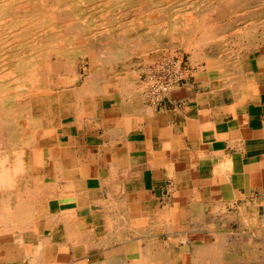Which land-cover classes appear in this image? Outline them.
Listing matches in <instances>:
<instances>
[{"label":"crops","instance_id":"0c3cea01","mask_svg":"<svg viewBox=\"0 0 264 264\" xmlns=\"http://www.w3.org/2000/svg\"><path fill=\"white\" fill-rule=\"evenodd\" d=\"M131 78L87 82L24 155L0 192V264L168 261L264 215V44L165 91Z\"/></svg>","mask_w":264,"mask_h":264},{"label":"rangeland","instance_id":"374dc122","mask_svg":"<svg viewBox=\"0 0 264 264\" xmlns=\"http://www.w3.org/2000/svg\"><path fill=\"white\" fill-rule=\"evenodd\" d=\"M7 1H9L10 3H8ZM12 1L14 3H12ZM80 1L81 0H76V1L75 0H28V2H27V0H6V1L0 0V2H1V4H0L1 5L0 16H2L0 18V21L2 22V23L0 22V25H1L0 31L2 30L0 32V48H1V50H3V51H0V64L2 63V61L4 62L0 65V69H1L0 70V75H1V77H0V79H1L0 80V86H1L0 87V95L2 94V91H1L2 88L4 90L7 89V92H9V94H11L10 95L11 97L10 96L7 97L9 99H7V98L1 99V97H0V108L4 107V106H8V108L9 107L21 108L22 105H27V103L30 101L29 99H31V98L33 99L34 97L39 96L38 98L45 99V97H53V95H56L59 97V99L61 98L60 100H58L55 103V107H54L56 109V111H60L58 113L56 112L57 113V119H56L55 123H58L62 118H65L70 114L69 113L71 110L70 108L75 105L73 103L75 101H77V97H78V95H80V90L82 91L84 89V86L86 85V83L90 82L92 79H94L96 77L102 78V79L115 77V76H117V73L120 72V70L121 71L125 70V73L129 74V76H132L133 79H137V78L141 79L142 78L143 82H146V85L154 86V83L156 81H157L156 83H160V82L170 78V76L173 77V80H176V81L179 79L181 80L183 77V73L185 72V70H187L189 68V65H191V66H197V65H202V64L203 65H209L210 64L209 61L211 58H212V60L214 58V61L216 60V58H218L220 61L222 59L229 58L230 56H233L234 54H238V53H242L245 51L252 50L254 48H258L259 46H262V44H264V4H263L264 2H263V0H261L262 2H260V0H256L257 3H256V6L254 7V9H255L254 11H250V9H247V8L246 9L239 8L238 6H237V8L234 7L233 4H235V3L233 1H235V0H118V1L117 0H114V1L113 0H102V1L101 0H95V1L93 0L94 3L91 2L92 0H82L81 2ZM109 1H111V2H109ZM73 2H75V3H73ZM76 2L78 3L77 5H76ZM107 2H109V3L107 4ZM113 2L116 3V5ZM156 2H158V3H156ZM112 3H113V5H112ZM195 3L197 4V6H195L196 9H195V7H193L195 5ZM222 3H225V4L226 3H228V4L232 3V6H233V8H231L230 10L229 9L225 10L226 12L224 15L220 14V12L223 11L225 8V7H222ZM92 4H95V5H92ZM157 4L159 6H157ZM187 4H188V6L185 7ZM86 5H87V7H86ZM108 5H110V7ZM111 5L115 9H113L111 7ZM52 6L54 8H51ZM131 6H132V9H131ZM204 6H205V8H204ZM55 7H57L58 9ZM93 7L95 10L93 9ZM99 7H101V9ZM177 7H179V8H177ZM5 8H7V11ZM61 8H62V10H61ZM111 8H112V10H110ZM175 8H176V10H174ZM201 8H203V9H201ZM9 9H10V11L8 12ZM47 9H48L49 13L47 12ZM74 9H76V10H74ZM129 9H130V11H128ZM181 9H182V11H181ZM241 9L243 10V12H241ZM80 10H81V12H80ZM187 10L190 12H188ZM110 11L111 12L113 11V13H111ZM2 12H3V14H2ZM99 12H100V15H99ZM102 12L103 13L105 12V14H102ZM117 12H118V14H117ZM148 12H150V13H148ZM232 12H233V14H232ZM41 13H42V15H41ZM71 13L73 15H71ZM75 13H77V14H75ZM86 13H88V14H86ZM182 13H183V16L181 17L180 14H182ZM185 13H187V14H185ZM188 13H189L190 17H193V15H194V17H198V16H200V17H198L197 19L195 18V20H194V17L190 18ZM49 14H51V16ZM116 14L118 17L116 16ZM177 14H179V15H177ZM110 15H111V17H110ZM163 15L165 18H163ZM87 16H88L89 21H87L88 20ZM122 16L125 18H123ZM126 16L129 19V21H127L128 19H126ZM83 17H84V19H82ZM96 17L98 20L96 19ZM131 17H132V19H131ZM228 17H230L231 19ZM6 18H8V19H6ZM10 18H12V19H10ZM134 18L136 21L134 20ZM138 18H139V20H138ZM189 18H190V21H189ZM180 19H181V21H180ZM7 20L11 21V22H8ZM82 20H83V22H82ZM114 20H117V21H114ZM118 20H120V22ZM171 20L173 21V23H170V22H172ZM109 21L111 23H109ZM130 21H132L133 24H131ZM165 21H167V23ZM195 21L207 22L208 24L213 25V27H216V29H217L216 33L217 34L214 38V42H216L220 47H219V50L211 52V53L215 52L214 54H212L213 56L212 55H209V56L206 55L204 49H202L201 44H199L201 42V40L199 42L197 41V40H199L197 37L200 38L202 33L197 32V31H193V28L196 26ZM45 22H47V23H45ZM57 22H60L61 24L58 23L59 25H57ZM158 22H161L160 28L158 27L159 26ZM186 22H188V24ZM231 22H232V24H231ZM258 22H261V23H258ZM98 23L99 24L101 23V24L99 25ZM108 23H109V25H108ZM112 23H114V24H112ZM115 23L117 26L115 25ZM128 23H129V25H128ZM176 23L179 24V26L177 25L178 27L175 25ZM184 23H186L187 25H185ZM53 24L54 25L56 24V26H54ZM123 24H127V25H123ZM153 24H155V25H153ZM193 24H194V26H192ZM252 24H254V25H252ZM86 25H88V26H86ZM113 25H115V26H113ZM130 25H132V26H130ZM135 25H136V27H135ZM169 25H171V26H169ZM183 25L186 27L189 25L193 28H190L189 26L187 28L186 27L183 28L184 27ZM148 26L150 28H147ZM153 26L158 27V28H155ZM245 26H247V27L245 28ZM93 27H94V29H93ZM98 27H100V28H98ZM110 27H112V28L115 27V28L110 29ZM138 27H140V28H138ZM165 27H166V29L168 28V30L165 31ZM21 28H23V29L20 30ZM75 28H77V29H75ZM86 28H88V29L86 30ZM162 28H163V30H162ZM225 28H226V30H225ZM253 28H254V30H253ZM41 29H42V31H41ZM43 29L45 31H43ZM116 29H117V32H116ZM144 29H146V30H144ZM172 29L178 31V34L176 36H174V38L169 37L170 33L172 31H174ZM190 29H191L192 35L190 34V36H188L187 32ZM228 29L230 31H228ZM89 30H90V32H88ZM127 30H129V31H127ZM136 30L138 31V35H136L135 37L137 38L138 41H136L135 37H133L130 40L129 35L128 34L125 35L127 32L130 34L131 31H136ZM142 30L145 32H143ZM249 30H250V32H249ZM39 31H41L42 33L40 32L38 34ZM58 31H60V32H58ZM98 31L100 33H98ZM226 31H228V33H226ZM33 32H35V33H33ZM44 32H45V34H44ZM122 32L124 35L121 34ZM193 32H195V33H193ZM83 33H86V36ZM58 34H60V35H58ZM164 34H166V36H164ZM221 34H224L225 37L222 36ZM110 35H112V36H110ZM160 35H162V36H160ZM183 35L185 36L186 40H185ZM67 36H69L70 38L69 37L67 38ZM7 37H9V38L7 39ZM35 37H37L38 39ZM63 37H65V38L63 39ZM202 37H203V35L201 36L200 39H202ZM84 38H85V40L86 39L87 40L85 41ZM108 38H111V39H108ZM70 39H71V41H70ZM97 39H98V41H97ZM161 39H162V41H161ZM74 40H75V42H73ZM126 40H127V42H126ZM147 40L149 43L147 42ZM21 41H23V42H21ZM29 41L32 43V45H28V44H31V43H29ZM34 41H35V43H33ZM128 41L129 42L131 41V43H129ZM9 42H10V44H9ZM24 42L26 44L28 43L27 44L28 46H26V44H24ZM41 42H42V44H41ZM223 42H225V43H223ZM17 43H19V44L17 45ZM38 43H40L39 45L42 48L38 46ZM143 43H144V45H143ZM221 43H222V45H221ZM7 44L11 46V48H9V50L8 49L6 50V47L7 48L9 47V46H7ZM43 44L45 46H42ZM63 44H65V46H63ZM75 44H77V45H75ZM157 44H158V46H157ZM162 44H163V46H162ZM165 45H167V46H165ZM185 45H187V46H185ZM225 45H226V47H225ZM158 47H159V49H158ZM164 47H166V48H164ZM187 47H189L190 49ZM135 48H138V49H135ZM18 49H20V50H18ZM116 49L120 50V51H117ZM191 49H192V51H191ZM41 50H42V52H41ZM75 50H77V51H75ZM127 50H130V51H127ZM30 51L35 57L29 53ZM21 52H22V55H21ZM119 53L120 54L122 53V55H120ZM124 53L128 56L124 55ZM127 53H129V54H127ZM131 53H133V54H131ZM134 53H136V54H134ZM193 53H195V55ZM230 53H232V54H230ZM142 54H145V55H142ZM3 55H5V56H3ZM30 55H31V57H30ZM116 55L119 57H117ZM114 56L116 57L115 62L113 60L115 58ZM123 56H125L127 58H125ZM8 57L13 58V59H10ZM112 57H113V59H112ZM98 58H100V60H98ZM121 59H125V60H121ZM28 60L29 61L32 60V61H30L31 62L30 64H29ZM101 60H103L102 64H101ZM117 60H121V61H119V63L121 65L116 64ZM92 61H93V63H92ZM4 64H6V65H4ZM7 64H9V65H7ZM25 64L30 65V66L27 67V65H25ZM23 66L25 67V70H23V68H24ZM130 66H131V68H130ZM35 67H36V69H34ZM126 67H127V69H126ZM104 69L106 71H104ZM109 69H110L111 73H110ZM20 70H23V71L21 72ZM118 70H119V72H117ZM5 72H8V73L10 72L8 74L9 76L6 73V75L8 77L3 76L5 74L2 75V73H5ZM122 72H124V71H122ZM31 74H32V76H31ZM105 74H107V75H105ZM10 76H11V78H10ZM13 78H14V81H13ZM15 78H17V79H15ZM18 79H20V80L17 81ZM62 79H63V81H62ZM64 80H65V82H64ZM84 81H86L85 84H84ZM23 84H25V85L23 86ZM25 86L26 87L28 86L27 87L28 89ZM23 88H25V89H23ZM29 91H31V93ZM33 91L34 92L36 91L38 94L36 95V93H35V95H34ZM43 91L45 93H41ZM48 91H50V92H48ZM57 91H58V93H57ZM27 92H29V93H27ZM17 95H18V97H17L18 99L15 98ZM56 96H54V97H56ZM74 96H76V97H74ZM8 100H10L12 102H10V101L8 102ZM66 100H68V101H66ZM68 102H71V103H68ZM59 103L61 104V106ZM56 104H58V105L56 106ZM2 105H4V106H2ZM63 105L64 106L66 105L67 107L64 108ZM29 114L30 113L25 114L26 117L20 116V118L15 119L14 121L10 120L13 124H11L8 127L5 126V128L2 130L0 129V159L4 158L6 156H7V158L15 159L19 155L18 153L21 154L23 152V154L25 153L24 155L26 158L24 157V155L22 156V154L20 156L22 158L24 157L25 160H27V154H29L30 150L33 148V146H35L37 141L45 134L42 131V129L39 128V126H37V122H35L36 120L33 119L32 117H30ZM0 118H1V116H0ZM56 126H57V124L54 125V127H56ZM54 127L52 128V131L54 130ZM16 128H20V130H22V131L25 130L29 133L32 132L30 137H31V140H33V142L31 145H29L30 148L28 146L25 147L22 144V142H16V143L11 142L12 144H9L8 147H7V145L5 146L3 143H1V138L3 136L6 137V136L10 135L12 132L15 131ZM26 134H28V133H25V135ZM22 135H24V133H22ZM20 147H22V149ZM21 150H22V152H21ZM20 166H22V162H21ZM12 169H13L12 167L9 169L11 171V173L14 171V169L13 170ZM255 218H256L255 219L256 225H255L254 231L249 233L252 236L250 238V240H248V239H246L247 241L243 240L242 238H240L241 234L239 236L237 235V230L241 226V223L239 224V222L238 223L236 222V224H234L233 226L227 227V228L230 227V229L228 231H224V232L220 233V235L217 236L216 240L215 241L213 240L212 244L215 242H218V243L226 245L227 247H230V248H233L235 246L233 249V251H234L233 257L235 259H237V261H241V263H239V264H264V226H263L264 225V215H256ZM244 227H246V225H244ZM220 236H221V240L219 238ZM240 239H242V240H240ZM210 243H211L210 241L209 242L208 241H206V242L202 241V242L196 243V245L192 249L185 248V249L180 250V249L176 248L175 249V255H174L173 259L171 260L170 258H168V260L172 264L175 261H176L175 264H186L194 251H197V253L200 254L202 256V258L207 254V251L211 250L212 252H210V253L214 254V252H216L215 251L216 247H209L208 245H210ZM240 243H250L251 245L253 244V246H252L253 250L254 249H256V250H254L253 253L248 254V256H245L244 253L240 249L238 251V249L236 248V244H240ZM254 244H256V245H254ZM155 251H157V250H155ZM182 251H186V254H183ZM203 251H205V253ZM199 252H201V253H199ZM155 253H157V252H155ZM236 253H237V255H236ZM154 255L157 257H155ZM154 255L151 257V259L154 260V262L151 264H161L159 261L161 259H166V255H164V254L161 255L159 253V255H157V254H154ZM236 256H237V258H236ZM251 257H253V258H251ZM228 258H230V257H228ZM142 261H144V260L142 259ZM142 261H141V263L132 261V262H128V263L115 262L112 264H116V263H118V264H148V263H145V261L144 262H142Z\"/></svg>","mask_w":264,"mask_h":264},{"label":"bare ground","instance_id":"6f19581e","mask_svg":"<svg viewBox=\"0 0 264 264\" xmlns=\"http://www.w3.org/2000/svg\"><path fill=\"white\" fill-rule=\"evenodd\" d=\"M2 1V0H1ZM6 1V0H5ZM76 1V0H75ZM82 1V0H81ZM80 1V2H81ZM95 1V0H94ZM102 1V0H101ZM100 1V2H101ZM114 1V0H113ZM118 1V0H117ZM4 2V1H3ZM8 3H10L9 1H7ZM27 2H28V0H27ZM46 2V1H45ZM91 2H93V0L91 1ZM99 2V1H98ZM109 2H111V1H109ZM109 2H107V4L109 3ZM121 2V1H120ZM213 2V1H212ZM235 4H233L234 5V7H236L237 8V6L239 7V8H244V9H250V11H254L255 9H254V7L256 6V0H235V1H233ZM260 2H262L261 0H260ZM263 2H264V0H263ZM6 3V2H5ZM7 3V4H8ZM12 3H14L13 1H12ZM26 3V2H25ZM61 3V2H60ZM73 3H75V2H73ZM94 3V2H93ZM114 3V2H113ZM113 3H112V5H113ZM140 3V2H139ZM156 3H158V2H156ZM0 4H1V2H0ZM44 4V3H43ZM42 4V5H43ZM62 4V3H61ZM78 3L76 2V5H77ZM100 4V3H99ZM98 4V5H99ZM106 4V3H105ZM104 4V5H105ZM115 5H116V3H114ZM130 4V3H129ZM168 4V3H167ZM201 4V3H200ZM199 4V5H200ZM210 4V3H209ZM208 4V5H209ZM231 4V5H230ZM230 4H228V3H222V7H225L224 8V10L223 11H221L220 12V14L221 15H224L225 14V10H227V9H231V8H233V6H232V3H230ZM264 4V3H263ZM262 4V5H263ZM41 5V6H42ZM45 5V4H44ZM66 5V4H65ZM85 5V4H84ZM92 5H95V4H92ZM112 5H111V7H112ZM121 5V4H120ZM151 5V4H150ZM153 5V4H152ZM57 6V5H56ZM60 6V5H59ZM63 6V5H62ZM68 6V5H67ZM103 6V5H102ZM109 7H110V5H108ZM157 6H159L158 4H157ZM185 6V5H184ZM188 6V4L185 6V7H187ZM195 6H197V4L195 3V5L193 6V7H195ZM0 7H1V5H0ZM6 7V6H5ZM15 7V6H14ZM17 7V6H16ZM74 7V6H73ZM86 7H87V5H86ZM92 7V6H91ZM96 7V6H95ZM115 7V6H114ZM118 7V6H117ZM120 7V6H119ZM162 7V6H161ZM182 7V6H181ZM9 8V7H8ZM41 8V7H40ZM44 8V7H43ZM48 8V7H47ZM51 8H54L53 6L51 7ZM55 8H57V7H55ZM69 8V7H68ZM100 9H101V7H99ZM98 8V9H99ZM113 8V7H112ZM112 8L110 9V10H112ZM159 8V7H158ZM177 8H179V7H177ZM204 8H205V6H204ZM3 9V8H2ZM6 9V11H7V8H5ZM58 9V8H57ZM73 9V8H72ZM80 9V8H79ZM93 9H94V7H93ZM97 9V10H98ZM99 9V10H100ZM113 9H115V8H113ZM123 9V8H122ZM131 9H132V6H131ZM195 9H196V7H195ZM201 9H203V8H201ZM40 10V9H39ZM61 10H62V8H61ZM74 10H76V9H74ZM95 10V9H94ZM98 10V11H99ZM104 10V9H103ZM109 10V9H108ZM148 10V9H147ZM167 10V9H166ZM174 10H176V8L174 9ZM186 10V9H185ZM239 10V9H238ZM5 11V10H4ZM10 11V9L8 10V12ZM12 11V10H11ZM46 11V10H45ZM59 11V10H58ZM119 11V10H118ZM128 11H130V9L128 10ZM181 11H182V9H181ZM188 11V10H187ZM186 11V12H187ZM234 11V10H233ZM236 11V10H235ZM44 12V11H43ZM47 12L49 13V11H48V9H47ZM70 12V11H69ZM80 12H81V10H80ZM89 12V11H88ZM94 12V11H93ZM106 12V11H105ZM105 12L103 13L102 12V14H105ZM111 12V11H110ZM125 12V11H124ZM188 12H190V11H188ZM241 12H243V10L241 9ZM245 12V11H244ZM74 13V12H73ZM92 13V12H91ZM90 13V14H91ZM111 13H113V11L111 12ZM123 13V12H122ZM128 13V12H127ZM126 13V14H127ZM148 13H150V12H148ZM2 14H3V12H2ZM75 14H77V13H75ZM86 14H88V13H86ZM85 14V15H86ZM93 14V13H92ZM96 14V13H95ZM107 14V13H106ZM117 14H118V12H117ZM117 14H116V16H117ZM120 14V13H119ZM130 14V13H129ZM143 14V13H142ZM185 14H187V13H185ZM232 14H233V12H232ZM231 14V15H232ZM236 14V13H235ZM7 15V14H6ZM41 15H42V13H41ZM40 15V16H41ZM50 16H51V14H49ZM71 15H73L72 13H71ZM99 15H100V12H99ZM124 15V14H123ZM137 15V14H136ZM146 15V14H145ZM165 15V14H164ZM164 15H163V18H165L164 17ZM169 15V14H168ZM177 15H179V14H177ZM176 15V16H177ZM181 15V17L183 16V13L182 14H180ZM188 15H189V13H188ZM5 16V15H4ZM3 16V17H4ZM83 16V15H82ZM102 16V15H101ZM129 16V15H128ZM134 16V15H133ZM203 16V15H202ZM234 16V15H233ZM2 16H0V18H1ZM29 17V16H28ZM31 17V16H30ZM85 17V16H84ZM84 17L82 18V19H84ZM109 17V16H108ZM110 17H111V15H110ZM118 17V16H117ZM123 17V16H122ZM180 17V16H179ZM189 17H190V15H189ZM193 17H194V15H193ZM193 17H190V18H193ZM198 17H200V16H198ZM198 17H194V20H195V18L197 19ZM9 18V17H8ZM8 18H6V19H8ZM22 18V17H21ZM99 18V17H98ZM123 18H125V17H123ZM141 18V17H140ZM171 18V17H170ZM173 18V17H172ZM176 18V17H175ZM174 18V19H175ZM184 18V17H183ZM188 18V17H187ZM190 18H189V21H190ZM228 18H230V17H228ZM5 19V20H6ZM10 19H12V18H10ZM9 19V20H10ZM53 19V18H52ZM87 19H88V16H87ZM94 19V18H93ZM96 19H97V17H96ZM126 19H128L127 18V16H126ZM131 19H132V17H131ZM143 19V18H142ZM145 19V18H144ZM149 19V18H148ZM147 19V20H148ZM186 19V18H185ZM231 19V18H230ZM92 20V19H91ZM98 20V19H97ZM134 20H135V18H134ZM138 20H139V18H138ZM8 21V20H7ZM14 21V20H13ZM87 21H89V19L87 20ZM93 21V20H92ZM100 21V20H99ZM105 21V20H104ZM114 21H117V20H114ZM119 22H120V20H118ZM127 21H129V19L127 20ZM136 21V20H135ZM149 21V20H148ZM164 21V20H163ZM172 21V20H171ZM179 21V20H178ZM180 21H181V19H180ZM186 21V20H185ZM184 21V22H185ZM188 21V22H189ZM237 21V20H236ZM1 22V21H0ZM8 22H11V21H8ZM70 22V21H69ZM82 22H83V20H82ZM98 22V21H97ZM118 22V23H119ZM138 22V21H137ZM145 22V21H144ZM166 23H167V21H165ZM177 22V21H176ZM188 22H186L187 24H188ZM222 22V21H221ZM2 23V22H1ZM45 23H47V22H45ZM58 23H60V22H57V25H59ZM79 23V22H78ZM91 23V22H90ZM109 23H111L110 21H109ZM109 23H108V25H109ZM127 23V22H126ZM130 23L131 24H133L132 23V21H130ZM139 23V22H138ZM137 23V24H138ZM159 23V28H160V24H161V22H158ZM169 23V22H168ZM170 23H173V21L172 22H170ZM179 23V22H178ZM186 23H184L185 25H187ZM195 23H196V26L193 28V27H191V26H189L190 28H193V31H197V32H201L200 34H201V36L203 35V37H202V39H200L201 38V36H200V38L199 37H197L199 40H197L198 42L201 40V42L199 43V44H201V46H202V49H204V51H205V53H206V55H212V54H214V53H211L212 51H216V50H219V45L216 43V42H214V38H215V36H216V31H217V29H216V27H213V25H211V24H208L207 22H200V21H195ZM240 23V22H239ZM246 23V22H245ZM258 23H261V22H258ZM61 24V23H60ZM65 24V23H64ZM99 24V23H98ZM101 24V23H100ZM99 24V25H100ZM112 24H114V23H112ZM136 24V25H137ZM148 24V23H147ZM152 24V23H151ZM163 24V23H162ZM231 24H232V22H231ZM255 24V23H254ZM254 24H252V25H254ZM54 25V24H53ZM85 25V24H84ZM83 25V26H84ZM103 25V24H102ZM101 25V26H102ZM115 25H116V23H115ZM115 25H113V26H115ZM119 25V24H118ZM123 25H127V24H123ZM128 25H129V23H128ZM136 25H135V27H136ZM153 25H155V24H153ZM176 26L178 25L179 26V24H175ZM174 25V26H175ZM245 25V24H244ZM247 25V24H246ZM250 25V24H249ZM262 25V24H261ZM1 26V25H0ZM3 26V25H2ZM54 26H56V24L54 25ZM86 26H88V25H86ZM117 26V25H116ZM121 26V25H120ZM130 26H132V25H130ZM147 26V25H146ZM167 26V25H166ZM169 26H171V25H169ZM168 26V27H169ZM173 26V27H174ZM177 26V27H178ZM184 26V25H183ZM187 26V27H188ZM192 26H194V24L192 25ZM51 27V26H50ZM80 27V26H79ZM91 27V26H90ZM95 27V26H94ZM94 27H93V29H94ZM104 27V26H103ZM143 27V26H142ZM153 27H155V26H153ZM158 27H155V28H158ZM181 27V26H180ZM186 26H184L183 28H185ZM186 27V28H187ZM247 26H245V28H246ZM1 28V27H0ZM16 28V27H15ZM89 28V27H88ZM88 28H86V30L88 29ZM98 28H100V27H98ZM107 28V27H106ZM112 27H110V29H111ZM113 28H115V27H113ZM112 28V29H113ZM130 28V27H129ZM138 28H140V27H138ZM147 28H150L149 26L147 27ZM164 28V27H163ZM163 28H162V30H163ZM175 28V27H174ZM230 28V27H229ZM232 28V27H231ZM239 28V27H238ZM259 28V27H258ZM13 29V28H12ZM17 29V28H16ZM23 28H21L20 30H22ZM49 29V28H48ZM53 29V28H52ZM55 29V28H54ZM75 29H77V28H75ZM119 29V28H118ZM125 29V28H124ZM142 29V28H141ZM260 29V28H259ZM262 29V28H261ZM62 30V29H61ZM85 30V29H84ZM135 30V29H134ZM144 30H146V29H144ZM160 30V29H159ZM166 30H168V28L166 29V27H165V31ZM172 30H174V29H172ZM171 30V31H172ZM183 30V29H182ZM225 30H226V28H225ZM253 30H254V28H253ZM2 31V30H1ZM0 31V32H1ZM41 31H42V29H41ZM41 31H39L38 32V34L41 32ZM43 31H45L44 29H43ZM48 31V30H47ZM92 31V30H91ZM113 31V30H112ZM120 31V30H119ZM127 31H129V30H127ZM143 31V30H142ZM228 31H230L229 29H228ZM228 31H226V33H228ZM233 31V30H232ZM14 32V31H13ZM17 32V31H16ZM58 32H60V31H58ZM71 32V31H70ZM73 32V31H72ZM77 32V31H76ZM88 32H90V30L88 31ZM116 32H117V29H116ZM143 32H145V31H143ZM161 32V31H160ZM223 32V31H222ZM249 32H250V30H249ZM33 33H35V32H33ZM42 33V32H41ZM48 33V32H47ZM57 33V32H56ZM87 33V32H86ZM86 33H83V34H85V36H86ZM92 33V32H91ZM95 33V32H94ZM98 33H100L99 31H98ZM105 33V32H104ZM119 33V32H118ZM126 33V32H125ZM142 33V32H141ZM193 33H195V32H193ZM234 33V32H233ZM248 33V32H247ZM253 33V32H252ZM11 34V33H10ZM9 34V35H10ZM44 34H45V32H44ZM61 34V33H60ZM60 34H58V35H60ZM90 34V33H89ZM121 34H123V32L121 33ZM129 35V38H130V40L133 38V37H135L136 35H138V31L136 30V31H131L130 32V34L127 32L125 35ZM160 34V33H159ZM178 34V31L177 30H174V31H172L171 33H170V35H169V37L171 38H174V36H176ZM190 34H191V29L187 32V35L188 36H190ZM199 34V35H200ZM220 34V33H219ZM225 34V33H224ZM224 34H221L222 36H224ZM230 34V33H229ZM7 35V34H6ZM5 35V36H6ZM51 35V34H50ZM55 35V34H54ZM107 35V34H106ZM124 35V34H123ZM185 35V34H184ZM183 35V36H184ZM192 35V34H191ZM228 35V34H227ZM226 35V36H227ZM3 36V35H2ZM26 36V35H25ZM28 36V35H27ZM35 36V35H34ZM33 36V37H34ZM37 36V35H36ZM43 36V35H42ZM57 36V35H56ZM55 36V37H56ZM81 36V35H80ZM79 36V37H80ZM92 36V35H91ZM90 36V37H91ZM108 36V35H107ZM110 36H112V35H110ZM143 36V35H142ZM160 36H162V35H160ZM164 36H166V34H164ZM32 37V38H33ZM48 37V36H47ZM69 36H67V38H68ZM93 37V36H92ZM127 37V36H126ZM225 37V36H224ZM9 37H7V39H8ZM22 38V37H21ZM20 38V39H21ZM31 38V39H32ZM35 38H37V37H35ZM40 38V37H39ZM46 38V37H45ZM65 37H63V39H64ZM70 38V37H69ZM83 38V37H82ZM87 38V37H86ZM94 38V37H93ZM97 38V37H96ZM136 38V37H135ZM168 38V37H167ZM184 38H185V36H184ZM196 38V37H195ZM196 38V39H197ZM219 38V37H218ZM30 39V38H29ZM38 39V38H37ZM41 39V38H40ZM49 39V38H48ZM89 39V38H88ZM95 39V38H94ZM108 39H111V38H108ZM146 39V38H145ZM182 39V38H181ZM191 39V38H190ZM189 39V40H190ZM193 39V38H192ZM4 40V39H3ZM28 40V39H27ZM35 40V39H34ZM78 40V39H77ZM84 40H85V38H84ZM87 40V39H86ZM85 40V41H86ZM100 40V39H99ZM160 40V39H159ZM176 40V39H175ZM185 40H186V38H185ZM194 40V39H193ZM32 41V40H31ZM56 41V40H55ZM60 41V40H59ZM68 41V40H67ZM70 41H71V39H70ZM69 41V42H70ZM97 41H98V39H97ZM135 41V40H134ZM136 41H138L137 40V38H136ZM140 41V40H139ZM156 41V40H155ZM161 41H162V39H161ZM183 41V40H182ZM6 42V41H5ZM4 42V43H5ZM15 42V41H14ZM19 42V41H18ZM21 42H23V41H21ZM73 42H75V40L73 41ZM106 42V41H105ZM126 42H127V40H126ZM129 42V41H128ZM147 42H148V40H147ZM146 42V43H147ZM196 42V41H195ZM197 42V43H198ZM8 43V42H7ZM29 43H31L30 41H29ZM33 43H35V41L33 42ZM64 43V42H63ZM84 43V42H83ZM107 43V42H106ZM129 43H131V41L129 42ZM149 43V42H148ZM190 43V42H189ZM188 43V44H189ZM196 43V44H197ZM219 43V42H218ZM223 43H225V42H223ZM9 44H10V42H9ZM16 44V43H15ZM19 43H17V45H18ZM24 44H26L25 42H24ZM28 44V43H27ZM26 44V46H28V45H32V43L31 44H28L27 45ZM40 43H38V46L39 47H41L40 45H39ZM41 44H42V42H41ZM52 44V43H51ZM54 44V43H53ZM62 44V43H61ZM86 44V43H85ZM111 44V43H110ZM142 44V43H141ZM167 44V43H166ZM169 44V43H168ZM185 44V43H184ZM198 44V45H199ZM67 45V44H66ZM75 45H77V44H75ZM136 45V44H135ZM143 45H144V43H143ZM147 45V44H146ZM221 45H222V43H221ZM6 46V45H5ZM4 46V47H5ZM7 46H9L8 48L6 47V50L8 49L9 50V48H11V46L10 45H8L7 44ZM20 46V45H19ZM18 46V47H19ZM42 46H45L44 44L42 45ZM55 46V45H54ZM57 46V45H56ZM59 46V45H58ZM63 46H65V44H63ZM62 46V47H63ZM90 46V45H89ZM157 46H158V44H157ZM162 46H163V44H162ZM165 46H167V45H165ZM185 46H187V45H185ZM197 46V45H196ZM72 47V46H71ZM79 47V46H78ZM91 47V46H90ZM93 47V46H92ZM118 47V46H117ZM120 47V46H119ZM122 47V46H121ZM148 47V46H147ZM224 47V46H223ZM225 47H226V45H225ZM15 48V47H14ZM13 48V49H14ZM17 48V47H16ZM38 48V47H37ZM42 48V47H41ZM54 48V47H53ZM65 48V47H64ZM86 48V47H85ZM109 48V47H108ZM140 48V47H139ZM164 48H166V47H164ZM187 48H189V47H187ZM197 48V47H196ZM200 48V47H199ZM57 49V48H56ZM126 49V48H125ZM135 49H138V48H135ZM148 49V48H147ZM146 49V50H147ZM158 49H159V47H158ZM157 49V50H158ZM190 49V48H189ZM195 49V48H194ZM193 49V50H194ZM198 49V48H197ZM222 49V48H221ZM230 49V48H229ZM18 50H20V49H18ZM39 50V49H38ZM58 50V49H57ZM117 50V49H116ZM188 50V49H187ZM228 50V49H227ZM0 51H3V50H1V48H0ZM67 51V50H66ZM75 51H77V50H75ZM117 51H120V50H117ZM125 51V50H124ZM127 51H130V50H127ZM140 51V50H139ZM191 51H192V49H191ZM200 51V50H199ZM198 51V52H199ZM203 51V50H202ZM39 52V51H38ZM41 52H42V50H41ZM46 52V51H45ZM65 52V51H64ZM73 52V51H72ZM71 52V53H72ZM194 52V51H193ZM201 52V51H200ZM199 52V53H200ZM228 52V51H227ZM14 53V52H13ZM30 54H32L31 53V51L29 52ZM85 53V52H84ZM130 53V52H129ZM129 53H127V54H129ZM204 53V52H203ZM225 53V52H224ZM6 54V53H5ZM120 54V53H119ZM131 54H133V53H131ZM134 54H136V53H134ZM146 54V53H145ZM145 54H142V55H145ZM194 55H195V53H193ZM230 54H232V53H230ZM21 55H22V52H21ZM24 55V54H23ZM33 55V54H32ZM36 55V54H35ZM120 55H122V53L120 54ZM124 55H126L125 53H124ZM222 55V54H221ZM3 56H5V55H3ZM34 56V55H33ZM117 56V55H116ZM126 56H128V55H126ZM137 56V55H136ZM213 56V55H212ZM224 56V55H223ZM227 56V55H226ZM225 56V57H226ZM30 57H31V55H30ZM35 57V56H34ZM54 57V56H53ZM115 57V56H114ZM117 57H119V56H117ZM122 57V56H121ZM123 57H125V56H123ZM132 57V56H131ZM203 57V56H202ZM231 57V56H230ZM229 57V58H230ZM8 58H10V57H8ZM125 58H127V57H125ZM165 58V57H164ZM10 59H13V58H10ZM31 59V58H30ZM34 59V58H33ZM32 59V60H33ZM103 59V58H102ZM112 59H113V57H112ZM115 59H116V57L113 59L114 60V62H115ZM133 59V58H132ZM8 60V59H7ZM32 60H30V61H32ZM53 60V59H52ZM96 60V59H95ZM98 60H100V58H98ZM97 60V61H98ZM121 60H125V59H121ZM121 60H117V62H116V64H119V65H121L120 63H119V61H121ZM205 60V59H204ZM224 59H222V60H220L219 61V59L218 58H216V60L214 61V58H213V60H212V58L210 59V61H209V63L210 64H212V65H216V63H221V61H223ZM5 61V60H4ZM24 61V60H23ZM29 61V60H28ZM29 61V64L31 63ZM91 61V60H90ZM102 61L103 60H101V64H102ZM130 61V60H129ZM128 61V62H129ZM148 61V60H147ZM229 61H230V59H229ZM231 61H233V60H231ZM235 61V60H234ZM11 62V61H10ZM37 62V61H36ZM50 62V61H49ZM48 62V63H49ZM99 62V61H98ZM2 63H4L3 61H2ZM1 63V64H2ZM9 63V62H8ZM23 63V62H22ZM47 63V64H48ZM75 63V62H74ZM91 63V62H90ZM92 63H93V61H92ZM95 63V62H94ZM127 63V62H126ZM220 63H219V65H220ZM222 63H224V62H222ZM0 64V65H1ZM10 64V63H9ZM9 64H7V65H9ZM15 64V63H14ZM17 64V63H16ZM24 64V63H23ZM33 64V63H32ZM31 64V65H32ZM35 64V63H34ZM37 64V63H36ZM100 64V65H101ZM123 64V63H122ZM225 64V63H224ZM228 64V63H227ZM230 64V63H229ZM4 65H6V64H4ZM25 65H27V64H25ZM61 65V64H60ZM105 65V64H104ZM103 65V66H104ZM109 65V64H108ZM125 65V64H124ZM158 65V64H157ZM223 65V64H222ZM231 65V64H230ZM30 65H27V67H29ZM37 66V65H36ZM58 66V65H57ZM70 66V65H69ZM75 66V65H74ZM102 66V67H103ZM3 67V66H2ZM12 67V66H11ZM10 67V68H11ZM24 67V66H23ZM34 67V66H33ZM38 67V66H37ZM117 67V66H116ZM4 68V67H3ZM55 68V67H54ZM105 68V67H104ZM124 68V67H123ZM129 68V67H128ZM130 68H131V66H130ZM146 68V67H145ZM9 69V68H8ZM7 69V70H8ZM13 69V68H12ZM34 69H36V67L34 68ZM125 69V68H124ZM126 69H127V67H126ZM1 70V69H0ZM23 70H25V67L23 68ZM23 70H20L21 72L23 71ZM114 70V69H113ZM93 71V70H92ZM104 71H106L105 69H104ZM109 71H110V69H109ZM121 71V70H120ZM122 71H124L125 72V70H122ZM117 72H119V70L117 71ZM130 72V71H129ZM6 73H7V75L10 73H8V72H5V73H2V75L3 74H5V75H3V76H6V77H8L7 75H6ZM12 73V72H11ZM20 73V72H19ZM28 73V72H27ZM106 73V72H105ZM110 73H111V71H110ZM115 73V72H114ZM22 74V73H21ZM60 74V73H59ZM121 74V73H120ZM105 75H107V74H105ZM117 75H118V73H117ZM126 75H128V74H126ZM31 76H32V74H31ZM0 77H1V75H0ZM5 78V77H4ZM3 78V79H4ZM10 78H11V76H10ZM129 78H131L130 76H129ZM15 79H17V78H15ZM25 79V78H24ZM132 79V78H131ZM1 80V79H0ZM20 79H18L17 81H19ZM102 80V79H101ZM133 80V79H132ZM131 80V81H132ZM137 80V79H136ZM13 81H14V78H13ZM62 81H63V79H62ZM97 81H99L98 79H97ZM119 81V80H118ZM154 81V80H153ZM3 82V81H2ZM12 82V81H11ZM22 82V81H21ZM64 82H65V80H64ZM76 82V81H75ZM92 82V81H91ZM93 82H95V81H93ZM101 82V81H100ZM15 83V82H14ZM20 83V82H19ZM86 83V81H84V84ZM125 83V82H124ZM127 83V82H126ZM5 84V83H4ZM29 84V83H28ZM11 85V84H10ZM19 85V84H18ZM25 84H23V86H24ZM106 85V84H105ZM119 85V84H118ZM124 85V84H123ZM125 85H127V84H125ZM124 85V87H126ZM6 86V85H5ZM4 86V87H5ZM22 86V87H23ZM33 86V85H32ZM84 86V85H83ZM82 86V87H83ZM98 86V85H97ZM128 86V85H127ZM135 86V85H134ZM1 87V86H0ZM19 87V86H18ZM26 87V86H25ZM28 87V86H27ZM26 87V88H27ZM16 88V87H15ZM32 88V87H31ZM73 88V87H72ZM18 89V88H17ZM23 89H25V88H23ZM28 89V88H27ZM77 89V88H76ZM101 89V88H100ZM103 89V88H102ZM101 89V90H102ZM49 90V89H48ZM72 90V89H71ZM1 91H2V94L0 95V97H1V99H3V98H7L8 96H10L11 94H9V92H7V89L6 90H4L3 88L1 89ZM9 91V90H8ZM13 91V90H12ZM81 91V90H80ZM95 91H97V90H95ZM103 91V90H102ZM119 91V90H118ZM30 93H31V91H29ZM29 92H27V93H29ZM34 92V91H33ZM48 92H50V91H48ZM47 92V93H48ZM53 92V91H52ZM76 92V91H75ZM84 92H85V90H84ZM35 93H36V95L38 94L36 91L33 93L34 95H35ZM41 93H45L44 91L43 92H41ZM57 93H58V91H57ZM100 94V93H99ZM30 95V94H29ZM28 95V96H29ZM72 95V94H71ZM74 95V94H73ZM91 95V94H90ZM21 96V95H20ZM54 96H56V95H53V97H45V99H40V98H38V97H34L32 100L31 99H29L30 101L27 103V105H22L21 106V108H18V107H9L8 108V106H4V105H2V106H4V107H1L0 108V116H1V118H0V129L2 130V129H4L5 128V126H10L11 124H13L10 120H12V121H14L15 119H18V118H20V116H23V117H26V115L25 114H27V113H30L29 114V116L30 117H32L33 119H35L36 121L35 122H37V126H39V128H41L42 129V131L44 132V133H47V132H50L51 130H52V128L54 127V125L55 124H57V123H55L56 122V119H57V113L58 112H60V111H56V109L54 108L55 107V103L58 101V100H60L59 99V97L58 96H56V97H54ZM62 96V95H61ZM11 97V96H10ZM18 97V95L15 97V98H17ZM30 97V96H29ZM41 97V96H40ZM74 97H76V96H74ZM94 97V96H93ZM124 97V96H123ZM127 97V96H126ZM27 98V97H26ZM7 99H9V98H7ZM12 99V98H11ZM18 99V98H17ZM63 100V99H62ZM61 100V101H62ZM74 100V99H73ZM10 100H8V102H9ZM19 101V100H18ZM65 101V100H64ZM66 101H68V100H66ZM10 102H12V101H10ZM7 103V102H6ZM5 103V104H6ZM19 103V102H18ZM67 103V102H66ZM68 103H71V102H68ZM8 104V103H7ZM60 104V103H59ZM74 104V103H73ZM10 105V104H9ZM58 104H56V106H57ZM70 105V104H69ZM11 106V105H10ZM60 106H61V104H60ZM64 106V105H63ZM80 106V105H79ZM85 106V105H84ZM65 107H67L66 105L64 106V108ZM63 108V109H64ZM73 107H71L70 109H72ZM133 108V107H132ZM55 109V110H54ZM82 109H83V107H82ZM73 111H74V108L72 109ZM77 110H78V108H77ZM62 111V110H61ZM86 111H87V109H86ZM57 112V113H56ZM63 119V118H62ZM61 119V120H62ZM28 120V119H27ZM32 121V120H31ZM20 122V121H19ZM56 129V128H55ZM12 131V130H11ZM35 131V130H34ZM58 131V130H57ZM56 131V132H57ZM22 133H24V135H22ZM25 133H28V134H26L25 135ZM31 133L32 132H27V131H22V130H20V128H16L15 129V131L14 132H12L10 135H8V136H3L2 138H1V143H3L5 146L7 145V147L9 146V144H12V143H16V142H22V144L26 147V146H28L29 148H30V146L29 145H31L32 144V142H33V140H31ZM34 134V133H33ZM22 135V136H21ZM58 136V135H57ZM12 142V143H11ZM61 144V143H60ZM21 145V144H20ZM22 146V145H21ZM60 147H61V145H60ZM21 149H22V147H20ZM25 149V148H24ZM23 149V150H24ZM21 152H22V150H21ZM46 152V151H45ZM6 154V153H5ZM19 154V155H18ZM16 156V158L15 159H11V158H7V156L6 157H4V158H1L0 159V187H1V189H0V192H7V190H8V188L9 187H11V180H12V176H14V173L13 172H15L16 173V171L18 170V168H20V167H22V166H20V164H21V162H22V160L24 159V158H22L20 155L22 154V156L25 154H23V152L20 154V153H18ZM47 154V153H46ZM45 154V155H46ZM60 154V153H59ZM63 154V153H62ZM57 156H59V155H57ZM62 156V155H61ZM26 158V157H25ZM58 157H56V159H57ZM41 159V158H40ZM59 159V158H58ZM25 160V159H24ZM33 160V159H32ZM36 161V160H35ZM42 161V160H41ZM55 161V160H54ZM24 162V161H23ZM26 162V161H25ZM31 162V161H30ZM27 163V162H26ZM41 163V162H40ZM22 164H25V163H22ZM56 164V163H55ZM13 168L14 169V171L11 173V171L9 170L10 168ZM32 167V166H31ZM29 168V167H28ZM12 169V170H13ZM22 169V168H21ZM29 170V169H28ZM28 170H27V172H28ZM21 171V170H20ZM30 171V170H29ZM18 172V171H17ZM60 173V172H59ZM16 175V174H15ZM30 175V174H29ZM50 180H52V178L50 179ZM13 181V180H12ZM20 181V180H19ZM15 183V182H14ZM14 183H13V185L12 186H14ZM24 183V182H23ZM33 183V182H32ZM56 183V182H55ZM35 184V183H34ZM58 184V183H57ZM24 185V184H23ZM29 185V184H28ZM47 185H49V184H47ZM13 188V187H12ZM27 188V187H26ZM57 189V188H56ZM61 191V190H60ZM4 194V193H3ZM45 194V193H44ZM59 194V193H58ZM6 196H7V194H6ZM47 197V196H46ZM53 198V197H52ZM58 198V197H57ZM49 199V198H48ZM1 201V200H0ZM34 203V202H33ZM1 206V205H0ZM29 208V207H28ZM27 208V209H28ZM25 211H27V210H25ZM31 211V210H30ZM20 212H22V211H20ZM28 212V211H27ZM26 212V213H27ZM33 212H34V209H33ZM47 214V213H46ZM22 214H20V216H21ZM31 215V214H30ZM249 218H251V217H249ZM248 218V219H249ZM253 219V218H252ZM256 219V218H255ZM30 220V219H29ZM222 220V219H221ZM32 222H33V220H32ZM240 223H241V226L239 227V229L237 230V235L239 236L240 234V238H242L243 240H246V239H248V240H250V238L252 237L251 236V234H249V233H251V232H253L254 231V229H255V225H256V221L255 220H251V221H249L248 220V222H246V221H244V219L242 220V221H240ZM31 224V223H30ZM244 225H246V227H244ZM262 225V224H261ZM264 226V225H263ZM216 228V227H215ZM214 228V229H215ZM131 229V228H130ZM219 229V228H218ZM197 230V229H196ZM14 232V231H13ZM21 233L22 232H20L19 234L21 235ZM140 234V233H139ZM253 234V233H252ZM2 235V234H1ZM147 235V234H146ZM51 236V235H50ZM169 236H171V235H169ZM168 236V237H169ZM173 236V235H172ZM150 237V236H149ZM167 237V238H168ZM259 237V236H258ZM138 238V237H137ZM143 238V237H142ZM173 238V237H172ZM216 238V237H215ZM220 238V240H221V236L219 237ZM2 239V238H1ZM135 239V238H134ZM174 239V238H173ZM242 239H240V240H242ZM22 240V239H21ZM140 240V239H139ZM168 240V239H167ZM175 240V239H174ZM24 241V240H23ZM155 241V240H154ZM247 241V240H246ZM134 242V241H133ZM136 242V241H135ZM163 242H165V241H163ZM221 242V241H220ZM23 243V242H22ZM151 243H153V242H151ZM30 244V243H29ZM34 244V243H33ZM250 243H240V244H236V248L238 249V251H239V249L244 253V255L245 256H248V254H250V253H253L254 252V250H256V249H254L253 250V244L251 245H249ZM24 245V244H23ZM35 245V244H34ZM38 245V244H37ZM174 245V244H173ZM254 245H256V244H254ZM11 246V245H10ZM15 246H17V245H15ZM126 246V245H125ZM154 246V245H153ZM166 246V245H165ZM209 247H216V252H214V254H212V253H210V252H212L211 250L210 251H207V254L202 258V256L200 255V254H198L197 253V251H194L193 252V254L190 256V258H189V260H188V262L186 263V264H239V263H241V261H237V259H235L234 257H233V253H234V251H233V249H234V247L233 248H230V247H227L226 245H223V244H220V243H218V242H215V243H213V244H210V245H208ZM134 247V246H133ZM147 248V247H146ZM38 249V248H37ZM210 249V248H209ZM42 250V249H41ZM148 250H150V249H148ZM161 251H162V249H160ZM143 251H146L145 250V247H144V250ZM23 252H25V251H23ZM142 252V251H141ZM148 252V251H147ZM150 252V251H149ZM154 252V251H153ZM204 253H205V251H203ZM7 253V252H6ZM199 253H201V252H199ZM36 254V253H35ZM123 254V253H122ZM121 255V254H120ZM147 255V254H146ZM154 255V254H153ZM214 255V256H213ZM236 255H237V253H236ZM33 256V255H32ZM123 256H125V255H123ZM213 256V257H212ZM112 257V256H111ZM129 257V256H128ZM137 257V256H136ZM159 257V256H158ZM228 257H230V258H228ZM233 257V258H232ZM124 258V257H123ZM155 258V257H154ZM164 258V257H163ZM236 258H237V256H236ZM251 258H253V257H251ZM108 259V258H107ZM145 259H146V257H145ZM148 260H151V258L149 257V258H147ZM263 259V258H262ZM109 260V259H108ZM107 260V261H108ZM112 260V259H111ZM22 261V260H21ZM24 261V260H23ZM26 261V260H25ZM31 261V260H30ZM178 261V260H177ZM117 262V261H116ZM120 262V261H119ZM118 262V263H119ZM161 264H172V263H170L169 262V260L167 261V260H165V261H159ZM31 263H33V262H31ZM112 263H115L113 260H112V262L110 261V263H105V264H112ZM118 263H116V264H118ZM126 263V262H125ZM141 263V262H140ZM176 263V261L173 263V264H175ZM6 264V263H5ZM9 264V263H8ZM148 264H151V262H148Z\"/></svg>","mask_w":264,"mask_h":264},{"label":"built area","instance_id":"2783aa9c","mask_svg":"<svg viewBox=\"0 0 264 264\" xmlns=\"http://www.w3.org/2000/svg\"><path fill=\"white\" fill-rule=\"evenodd\" d=\"M180 80V79H179ZM179 80H177V81H179ZM176 80H173V77L172 76H170V78H168L167 80H164V81H162V82H160V83H154V86H153V88H154V90L155 91H165V90H167V88L173 83V82H175Z\"/></svg>","mask_w":264,"mask_h":264}]
</instances>
